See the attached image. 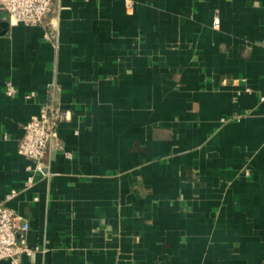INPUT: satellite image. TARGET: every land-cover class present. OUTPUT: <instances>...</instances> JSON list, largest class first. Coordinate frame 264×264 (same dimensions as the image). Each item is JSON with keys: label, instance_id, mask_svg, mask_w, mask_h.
<instances>
[{"label": "crops", "instance_id": "1", "mask_svg": "<svg viewBox=\"0 0 264 264\" xmlns=\"http://www.w3.org/2000/svg\"><path fill=\"white\" fill-rule=\"evenodd\" d=\"M263 94L264 0H55L15 26L0 8L22 264H264ZM51 101L70 117L26 187L19 141Z\"/></svg>", "mask_w": 264, "mask_h": 264}, {"label": "built area", "instance_id": "2", "mask_svg": "<svg viewBox=\"0 0 264 264\" xmlns=\"http://www.w3.org/2000/svg\"><path fill=\"white\" fill-rule=\"evenodd\" d=\"M54 2L55 0H0V8L7 12L10 26L19 23L45 24L53 11ZM52 36V32H45L47 39H51ZM6 90L8 94H13L15 87L8 82ZM260 99L264 100V94ZM69 117V110L51 101L44 104L40 112L24 125L25 131L19 141L18 151L30 160L27 167L30 174L25 182L26 187L34 182L36 173L47 174L46 152L57 137L59 124ZM16 194L17 190H11L6 199ZM28 229V223L22 221L14 208L0 202V260L22 264V254H31L36 249L26 243L25 233Z\"/></svg>", "mask_w": 264, "mask_h": 264}]
</instances>
